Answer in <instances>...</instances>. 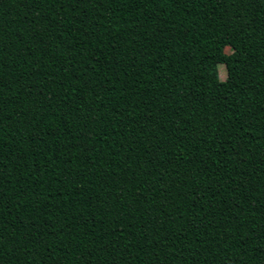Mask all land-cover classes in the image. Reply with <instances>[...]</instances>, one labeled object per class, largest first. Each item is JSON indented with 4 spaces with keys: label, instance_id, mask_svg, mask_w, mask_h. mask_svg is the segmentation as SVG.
Listing matches in <instances>:
<instances>
[{
    "label": "trees",
    "instance_id": "obj_1",
    "mask_svg": "<svg viewBox=\"0 0 264 264\" xmlns=\"http://www.w3.org/2000/svg\"><path fill=\"white\" fill-rule=\"evenodd\" d=\"M0 264H264V0H0Z\"/></svg>",
    "mask_w": 264,
    "mask_h": 264
},
{
    "label": "rangeland",
    "instance_id": "obj_2",
    "mask_svg": "<svg viewBox=\"0 0 264 264\" xmlns=\"http://www.w3.org/2000/svg\"><path fill=\"white\" fill-rule=\"evenodd\" d=\"M225 52L226 53H230V49L228 47L225 48ZM218 73H219V77L221 80H223L226 76V72H225V68L222 64L218 65ZM250 206H252V204H249ZM240 214L250 220H256V217L250 213V211H248L246 208L241 207L240 208Z\"/></svg>",
    "mask_w": 264,
    "mask_h": 264
}]
</instances>
